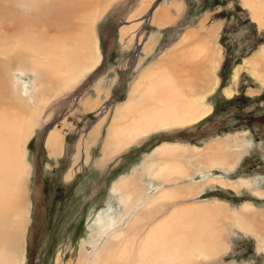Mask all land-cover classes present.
Masks as SVG:
<instances>
[{
    "label": "rangeland",
    "instance_id": "1",
    "mask_svg": "<svg viewBox=\"0 0 264 264\" xmlns=\"http://www.w3.org/2000/svg\"><path fill=\"white\" fill-rule=\"evenodd\" d=\"M247 1L251 2L179 0L183 6L181 14H177L173 5L175 0H110L95 22L93 55L97 62L77 73L71 87L63 89L61 85H53L47 86L46 92H40L43 88L37 85V75L31 71L21 74L16 71L8 77L10 100L16 102L17 99L21 105L28 103L38 108L32 110L35 112L34 130L19 155L21 170L17 177V195L20 218H24L23 246L10 264H105L107 259L110 264L129 262V259L135 261L148 230L175 212L179 221L170 218L164 227H159L161 230L156 229L161 233L152 234L150 241L154 239L156 246L151 242L149 247L147 240L145 242L143 249H149L151 264H264L262 228L247 222L249 218L244 209L247 206L248 211H255L258 213L255 218L264 222L260 217L264 213V77L261 73L264 69L260 63L264 60V26L261 27L254 18ZM163 7L172 8L170 13L177 20L159 30L155 26L154 12H160ZM219 22L223 23L222 27L213 26ZM212 27L216 30L211 43L219 57L215 69L209 66L212 88L203 93L200 101L205 108L202 112L207 111L206 115L212 112L211 115L201 117L194 124L186 121L142 135L138 141L116 153L104 172L96 169L91 159L100 153L105 133L119 117L121 108L129 105L136 84L144 89L140 82L149 71L161 72L164 61H167L165 71L172 59L177 63L175 57L181 52L177 51L180 42L182 48L195 43L185 42L189 33L201 32L203 28L211 30ZM157 31L161 44L154 51L152 61H147V38ZM161 57L164 60H159ZM40 58L44 64V56L40 55ZM153 58L159 61L147 69ZM78 60L74 61L75 67L80 65ZM251 63L261 66L253 67ZM35 90L40 92L38 104L33 98ZM97 91L105 100L99 107L87 111L84 97ZM101 120H107L108 125L101 124L97 140L90 142L87 134ZM54 129H59L61 135L69 139L66 157L56 171L47 169V153L43 146L48 133ZM227 130H236L228 134L240 132L242 139L247 137V151H238L237 136H224ZM207 132L215 137L222 135V139L215 138L219 139L216 142L225 144L233 156L242 155L241 161L224 169L222 165L227 163L219 161L221 158L216 159V166L200 173L199 166L201 170L205 169L206 160L199 166L188 162V168L185 167L180 176L175 171L179 172V167L161 166L155 177L173 187L169 189L170 193L162 196L161 191L166 189L161 190L157 180L151 181L147 176V165L139 162L161 141H183L195 136H201L202 141ZM58 136L62 142L60 134ZM74 146L78 150L73 149ZM73 151L80 156L74 162ZM136 163L140 166L130 175ZM69 166L72 179L65 181L63 173ZM117 174L131 177L126 179L129 188L120 191L126 193L128 190L123 197L117 192V195H111L114 191L110 183ZM177 176L178 179L173 180ZM239 179L240 185L233 187ZM226 184L233 188L224 187ZM102 216L106 225L113 221L114 224L102 228L99 221ZM110 216L114 220L111 221ZM196 228L206 234L198 233ZM178 233L184 237H179ZM155 236L160 242L156 243ZM196 238L195 242H201L196 243L195 248L192 245L195 242L190 240ZM187 243H190L188 247ZM139 255L137 260L146 257L147 252Z\"/></svg>",
    "mask_w": 264,
    "mask_h": 264
},
{
    "label": "bare ground",
    "instance_id": "2",
    "mask_svg": "<svg viewBox=\"0 0 264 264\" xmlns=\"http://www.w3.org/2000/svg\"><path fill=\"white\" fill-rule=\"evenodd\" d=\"M109 1L0 0V264H10L14 261L23 246L22 238L24 227H22V224L24 218H20L21 212L18 206L17 177L21 170L20 156L23 145L30 138L34 130L35 112L32 110L38 109L28 103L21 105L17 103V99H15L16 102L10 100L7 87L9 82L8 77L10 78L16 71H19L20 74L21 72L31 71L37 75V79L35 80L37 85L43 88L40 92H46L47 86L53 85H61L60 87H63V89L71 87V83L74 82L78 75L77 73L84 71L90 64L94 65L93 63L97 62V60L94 61L95 55H93V49L95 48L94 27L96 20L103 13L105 5ZM247 2L253 10L254 18L260 23L261 27L264 26V11L261 13L264 0H251V2ZM173 4L176 5L174 8H176L177 14H181L183 4L179 0H175ZM170 11L169 8H166L158 14L160 23H173L177 20V17L174 18ZM211 30L203 28L201 32L194 31L189 33L188 37L184 39L185 42L195 41V43L193 45L183 46L182 51L180 53L178 52L179 55L175 57L177 63H174L173 61L175 59H172L169 63V69L165 71L164 64L167 61L162 62L161 72L155 73L150 69L151 71L147 73L148 76H144V78L146 77L145 79L141 78L143 81L140 83L143 82L144 89H140V84H136L134 89L135 93L131 89L133 95L131 96L129 105H126V108H121L119 117L116 118L108 132L111 140L109 146H113L114 151L124 149L129 144L138 141L137 139L140 136H146L149 132H153L157 128H167L176 124L182 125L186 121L189 124H194V122H197L207 114V111L202 112L205 108H202L200 104L201 96L212 88L211 78L208 77L211 76V74L208 75L211 72L209 66L215 69L219 57L218 50L211 43L216 28L212 27ZM202 33L205 34L201 35ZM40 55H43L45 58L44 64L42 63ZM75 59H79L77 62L80 65L77 67H75V64H77L74 63ZM257 59L259 62V58ZM260 63L263 64L261 68L264 69V60ZM251 64L253 67L259 66L255 63ZM261 73L264 77V71L261 70ZM34 93H36L35 97L33 96L35 104H38L40 94L37 90ZM14 96L16 97V95ZM242 141L244 139L241 142L238 139L239 145L241 146H243ZM48 144L53 148L59 149L62 144L61 138L58 135H51ZM222 147V150L220 148L212 149L210 147L206 150H201L200 157H203V161L206 160V166L212 169L215 164L214 161L222 157L220 152L223 154V157L228 154V150ZM160 150L162 149L160 148ZM204 151L211 152V155H214V157L210 156L211 159H209V155L204 156ZM167 153L169 152L167 151ZM194 158H196V155ZM228 158H230V154ZM175 163L177 164V162ZM172 166L171 164V166L167 167L168 169H174L177 165ZM126 185L128 186L127 183ZM238 186L239 184L237 183L233 185L235 188ZM165 194H168V192L166 191ZM244 209L246 217L249 218L247 222L251 226H255V228H262L259 231L264 235V222H259V218L258 220L255 218L258 217V213L253 210L248 211L249 208L247 206ZM245 215L242 214L243 218H245ZM113 216L109 218L111 221L114 220ZM260 217L264 218V213ZM167 220L169 221L170 218ZM99 221L102 228L114 224L113 221V223L107 222L108 225H106L105 217L103 216L100 217ZM160 223L155 225L158 227L154 228L155 226H153L148 230L145 240L142 241L143 244L141 243L143 247L145 246L146 240L147 244L149 243V247H151V242H154V239L150 241L152 234L155 233L156 235L158 232L161 233L156 229L164 227L168 222L166 224ZM201 232L199 231L198 233ZM158 235L160 236V234ZM178 236L184 237L180 233H178ZM156 239L159 238L157 237ZM196 240L197 238L190 241L195 242ZM158 242L160 241L156 240V243ZM200 242L199 240L198 243ZM196 243L192 245L195 247L198 244ZM188 244L190 243H187V247L189 246ZM143 247L138 251L137 257L134 256L135 261L132 260L130 262L128 258L129 262L121 264H151V258L148 257L150 254L148 252L149 249H143ZM141 252L145 254L147 252V256L137 260ZM15 254L16 258L14 259ZM155 258L158 259V257ZM106 261L105 264H110L108 259Z\"/></svg>",
    "mask_w": 264,
    "mask_h": 264
},
{
    "label": "crops",
    "instance_id": "3",
    "mask_svg": "<svg viewBox=\"0 0 264 264\" xmlns=\"http://www.w3.org/2000/svg\"><path fill=\"white\" fill-rule=\"evenodd\" d=\"M173 5L176 6L175 4H173ZM161 9L162 10L160 12L164 11V9H166V7H163ZM169 9H172V8L169 7ZM160 12L159 11L158 12L157 11L154 12V15L156 16V17L154 16V18H155L154 21H155V24H156L155 26L157 28H159V30H161L162 27H167L168 25H170L168 23H162V22L160 23L159 16H158V14ZM172 16L174 17L175 15H172ZM157 19H158V21H157ZM222 24H223L222 22H219V23H215L213 26H220V27H222ZM158 32L159 31L153 33L152 37L147 38V40H148L147 41V61H149L151 59L152 55L154 54V51H157V48L161 44V37L158 35L159 34ZM183 39H184V37H183ZM181 45H182V42H181ZM177 51H182V46L180 48H178ZM161 59H162V57L159 60H161ZM159 60L155 58L153 60V62L150 63L147 66V69H149V67H151V65L153 66L155 63H157ZM162 60H164V59H162ZM150 61H152V60H150ZM103 97L104 96H102V94H100L98 91L95 92L92 95H88V96L84 97L83 102H84L85 109H87V111H90L91 109H94L96 107H99L100 104H101V102H103L105 100V98H103ZM213 110H214V108H212V111ZM210 113H212V112H210ZM101 121L102 122H98L94 126V128H92L90 130V132L87 134V138L89 139L90 142H93V141L97 140V137L100 135L99 134V131L101 129V124H103V123L106 124V122H107V120H105V122H104V120H101ZM106 125H108V124H106ZM58 130L59 129L51 130L48 133L47 137L45 138L44 145H43L44 148H45V150H46V153H47V159H46L47 169L52 168L53 171H56V168H57V166H59V163H61L63 161V159L66 157L67 149H69V140H68V138L66 136H62L61 133ZM238 130H240V129H238ZM207 133L208 134H205V133L203 134L202 137L204 139L202 141L200 140V137L201 136L200 137L199 136L191 137L189 140H183V141H181V140H172V139H167V141H161L159 144L153 146V148H151V149H149V151H147V154H146L147 155V158H143V160L140 161L139 164L140 165H144V166L147 165V176H149L151 178V181H155L156 182V180H157V178L155 177V172H156L157 168H160L161 166H162V168L165 167V166H171V164L173 166H176L177 165L176 167H179L180 168V171L179 172L175 169V171L177 172V175L180 176L179 174H183L184 168L185 167L188 168L187 165H186L188 162H191L193 165L196 164L197 166H199V163L200 162H204L201 159V157H200V152H201L202 149L203 150H206L209 147L212 148V149H219V148L221 149L222 146H223L222 148H225L226 147L225 144H221V142H216V141H219V139H220L219 137H221L222 135H219L218 137H215V136H213V133H209V132H207ZM239 133H237V132L236 133H229V134L226 133V134H223V135L224 136L236 137V136H239ZM58 134H60L61 137H62V144H61V148L59 147V149H56V148H53L52 146H49L48 142H49V138H50L51 135L57 136ZM105 134H106L105 143H102L101 144L100 153H98L95 156V159H93V160L91 159V161L93 162V164H95L94 167L96 169L102 171V172H104L105 171V168L109 166L110 161L112 160V157H114L115 155H117L116 153H119L121 151V150L120 151H114L113 150V146H109L110 143H111V140H110V136H109V139H108V131ZM215 138H219V139L216 140ZM222 138L223 137H221V139ZM236 139H239V142H241V140H242L241 137L240 138H236ZM246 141H247V137H245L244 141H242L243 146H240L239 144L237 145L238 146V151H243V153H244V151H247V146L248 145H246ZM201 142H203V143H201ZM215 144H217L219 146L217 147V145H215ZM91 145L93 147L94 144H91ZM77 146H74L75 148H73V149H75V150L77 149L78 150V147ZM160 148L162 150H160ZM174 148H176V149H174ZM161 151H164L166 154L164 152H161ZM167 151L169 153H167ZM204 153H205L204 156H208L209 155L208 156L209 159H211L210 156H213L214 157V155H211V152L208 153V152H205L204 151ZM74 154H75V151H73V156H74ZM229 154L231 156L230 158H228V155ZM195 155H196V158H194ZM220 155L223 157V154L221 152H220ZM78 157H80V156L76 152L75 158L73 159V162L76 161ZM222 157H221V159L219 161H224V162L227 163V165L226 164L225 165H222V167L225 169V168L228 167V164L229 165L232 164V166H233V163L240 162L241 161V158H242V155L239 156V154H237V155L235 154L233 156V152L228 151V154H226L225 157H223V158ZM199 158H200V160H199ZM175 162H177V164ZM214 162H215V166H216V161H214ZM169 163H170V165H169ZM139 164L136 163V167H135V169H133V170L130 171L131 172L130 175H132L134 173V171L137 169V167L140 166ZM205 167H206L205 169H202L201 170V168L199 166L198 173H200L201 171H204L205 172L206 170H208L209 167L206 166V163H205ZM192 173L189 176H191ZM63 174L66 175L64 177L65 181H70L72 179V177H71L72 176L71 166H69L67 168V170ZM171 174L174 175V176H176V174H174V173H171ZM130 175L128 177H126L127 175L122 174L119 177V175L117 174V178L112 179V181L110 183L111 184L110 188L114 192H111V195H113L112 193H115V195H117V193H120L121 197H123V196H125L127 194L128 191L125 194L124 193H121L120 191L124 190V188L127 187V185H126V183H127L126 182V179L131 178ZM178 176L175 179H173V180L178 179ZM164 181L165 180H162V179L157 180V182H160V189L161 190L162 189H166L165 191H161L162 196H164V194L166 193V191L168 193H170V190L169 189H173L172 186H167V184ZM210 181L211 180L208 179V182H210ZM121 182H123L122 183L123 187H121L122 186L121 185ZM240 183H241V179L237 180V184L240 185ZM164 185H166V186H164ZM224 187H226V188H230V187L233 188L232 186H230V184H226V186H224ZM118 189H119V192H118ZM113 199H114V197H113ZM153 201H155V200H153ZM145 203H147V202H145ZM169 218H174L175 220H178L179 221V216H178V213L177 212H175L174 214L170 215L169 217L162 218L161 221L164 224H166V222L168 221V220L166 221V219H169Z\"/></svg>",
    "mask_w": 264,
    "mask_h": 264
},
{
    "label": "trees",
    "instance_id": "4",
    "mask_svg": "<svg viewBox=\"0 0 264 264\" xmlns=\"http://www.w3.org/2000/svg\"><path fill=\"white\" fill-rule=\"evenodd\" d=\"M238 64H239V63H238ZM226 65H227V64H226ZM225 71H226V67H224V69H223V72H225ZM230 73H231V72H230ZM219 75H220V74H219ZM220 78H221V75H220ZM210 115H211V114H210ZM210 115H209V116H210ZM201 121H202V120H201ZM201 121H200V122H201ZM231 131H235V130H231ZM231 131H230V130H227V131L224 132V134H225V133H228V132H231ZM68 140H69V139H68Z\"/></svg>",
    "mask_w": 264,
    "mask_h": 264
}]
</instances>
